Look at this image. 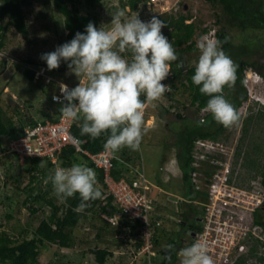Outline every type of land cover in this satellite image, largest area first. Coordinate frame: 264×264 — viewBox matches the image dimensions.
Segmentation results:
<instances>
[{"label":"rangeland","instance_id":"374dc122","mask_svg":"<svg viewBox=\"0 0 264 264\" xmlns=\"http://www.w3.org/2000/svg\"><path fill=\"white\" fill-rule=\"evenodd\" d=\"M52 1L32 0L26 5L27 36L21 35L8 25L6 17L0 20V37L3 40V45L0 48V107L3 111V118L11 117L16 126L20 122L43 120L45 111L54 113V105H50L45 97L51 86L30 81L25 74L26 69L36 70L39 66L44 65L45 61L40 58L43 53L52 52L57 46L68 42L67 30H64L63 26V16L57 11ZM262 4L264 7V0H262ZM76 5L80 12L95 14L98 17L97 28H109L111 16L119 10L125 11V20L138 16L142 21H149L153 16L162 20L167 16H175L188 11L192 15V19L198 20L202 26H210L211 29L204 35L213 40V32L217 27L212 15L218 9L213 8L209 2L204 0H139L134 8H131L130 0H102L94 7L86 5L84 0H77ZM226 31L232 38L238 36V32L233 28L227 27ZM200 37L195 38L196 43ZM249 37H255L257 42L255 48L244 59L254 62L264 71V33L255 34L251 31L247 34V38ZM249 47L247 46V48ZM124 56L130 58L128 53H125ZM198 56L199 50L197 49L192 52H184L180 59L182 64L188 68L195 66ZM28 60H36L38 63L31 64ZM59 69L60 72L53 74L56 80L67 84L79 81V78L68 69L67 62L61 61ZM243 74L244 80L246 77L248 78L245 83L247 87L244 88L246 92L249 89L250 95L247 94V99L242 100L238 107L239 123L230 129L224 128L221 136L216 140L219 143L216 146H222L228 151H232L235 149L234 146L240 143L242 146L240 161L242 162V157L246 158L242 162V170L248 171L245 172L247 174L255 172L262 177L264 174V106L258 104L255 99L264 100V78L251 67H246ZM253 77L259 78V83H255ZM181 82H185L184 79L178 78L173 83L164 82L170 87V91L165 92L163 97L154 104L145 105L144 126L150 130L143 136L139 150H130L136 152L137 156V162L134 161L133 165L129 164L130 169L136 173L143 172V176L150 186L148 195L154 200L156 207V211L152 215L159 216L162 220L161 227L157 228V236L161 237L160 235L163 233L167 234L163 238L166 241H163L161 246L166 245L168 239L179 237L180 233L177 221L179 214L175 204L168 199L169 195H166V192L187 199H197L201 196L200 192L194 191L189 176L185 177L183 169L181 171L177 169L174 161L172 146L179 139L177 133L181 128L185 129L192 125L193 118L202 117L207 113L205 109L197 111L194 105L189 104L188 91L181 85ZM234 91L237 93V90ZM171 96L186 102L187 106L184 109L174 107L170 111L164 112L163 108L172 103ZM228 101L232 104L233 98ZM177 111L187 118L181 121L177 117ZM158 114L161 115V118L158 117ZM245 116H249V118L246 120V131L243 134L240 123ZM242 135L244 136L241 137ZM226 136L228 139H224ZM9 139L10 137L7 135L0 137V230L12 239L20 241L24 237L33 236L35 228L43 218L49 215L51 209L42 201L29 200L27 203H23L29 195L28 187L26 189L23 187L29 186L30 173L23 169L24 161L20 162L10 152H2L1 146H6ZM204 142L209 143L210 141L204 139ZM124 150L125 148L115 154L122 157L125 162H129L126 157L128 154H122ZM167 157L171 158L170 160L173 162H165ZM78 159L82 165L93 169L97 180L98 171L92 168L90 161L81 155H78ZM165 163H167L166 166ZM174 167L176 169H173ZM185 170L187 171V168ZM127 175H132V173H127ZM31 187L33 188L32 195H35L46 189V183L39 179L34 181ZM96 188H102V185L98 182ZM104 191L107 193L106 187ZM47 196H52L57 204L63 202L54 195V190L50 191ZM30 205L37 208V211L31 214V209L28 208ZM96 210L98 209L88 212L85 218L79 219L74 228L73 248L47 243L40 247L36 264L49 261L64 264H99L95 260L94 254L87 251L95 247L108 248L112 252L111 256L106 257L104 264H151L150 258L160 260L156 250L149 258L136 254L134 243L136 237L128 235L125 231L126 227L122 226L121 230L115 227L118 222L111 223V225L104 223L97 217ZM256 216H259V212H256ZM261 238L264 240L262 233ZM185 245L186 243L183 242L182 247ZM263 245L264 243L261 244V251L264 253Z\"/></svg>","mask_w":264,"mask_h":264},{"label":"clouds","instance_id":"9594fccd","mask_svg":"<svg viewBox=\"0 0 264 264\" xmlns=\"http://www.w3.org/2000/svg\"><path fill=\"white\" fill-rule=\"evenodd\" d=\"M125 15L123 10L113 14L111 26L107 29L97 28L94 23L89 22L85 32H77L70 41L57 46L52 52L43 53L40 57L46 62L49 71L58 69L61 61L67 62L70 72L79 78V84L70 90L67 85H60L63 100L67 101L59 110L62 118L78 123L80 134L93 140L102 134H108L104 148L113 154L124 148L139 150L143 136L150 130L144 126L145 105L154 104L165 92L170 91L164 81L170 75L171 62L178 59L169 39L162 33L165 24L161 19L153 16L149 21H142L138 16H134L125 20ZM196 47L199 56L192 82L199 86L201 94L209 97L206 107L202 109L210 113L217 124L230 129L239 123L240 115L223 93L226 86L234 87L237 66L222 50L219 40L203 35L197 41ZM125 53H129L130 58H125ZM243 80L244 77L242 83ZM38 81L41 80L34 82ZM246 81L247 77L243 87H247ZM259 81V78L254 80L255 83ZM246 94L250 95L249 89ZM141 96L145 99L141 100ZM53 99L60 101L57 96ZM255 101L264 106V100L256 98ZM12 138L15 136L10 139ZM204 139L213 145L219 144L213 138L198 140L204 142ZM6 146L7 152L14 154L8 150V144ZM226 150L231 153L229 161L233 165L232 171L238 167L243 181L258 175L251 171L249 174L245 173L248 171L242 170V162L236 155V150ZM175 165L178 169L177 163ZM40 167H46L43 160ZM51 181L54 195L60 200L79 194L80 203L74 209L77 213L83 212L89 206V201L102 198V192L95 187V172L82 164L73 163L67 168L57 166ZM203 200L202 193L195 199L200 208ZM256 212H259V216L264 215V206L261 204V207L252 213L253 222L259 224L255 222ZM261 233L264 235V231L261 230ZM262 243L264 240L261 238ZM173 250V245L166 248L169 253ZM261 253L264 254L263 251ZM179 257L180 264H214L207 243L199 240L180 249Z\"/></svg>","mask_w":264,"mask_h":264},{"label":"trees","instance_id":"16d2710c","mask_svg":"<svg viewBox=\"0 0 264 264\" xmlns=\"http://www.w3.org/2000/svg\"><path fill=\"white\" fill-rule=\"evenodd\" d=\"M31 1L32 0H0V20L6 17L8 25L12 26L21 35L27 36L28 27L26 21V5L31 3ZM100 1L102 0H84L86 5L90 7L96 6L98 3H100ZM138 1L139 0H130L131 8H134ZM204 1L209 2L213 8L218 9V11L212 15L214 17V24H217V27L213 32V38L214 40H219L221 42L222 50L234 61L237 66V79L235 81V85L232 88L226 86L223 94L227 100L233 98L232 105L238 111L240 102L247 99V94L242 83L244 69L246 67L254 68L264 77V71L261 70V67L259 65H256L254 62H251L247 59H244V57L249 55L255 48L257 42L255 37L247 38L248 32L252 31L255 34L264 33V7L262 4V0ZM43 2H46V0H43ZM52 2L57 11L63 16L64 30H67V41H70L72 38H74L77 32H85L86 25L89 22L94 23L96 27L99 24V19L95 14H85L79 11L76 5L77 0H53ZM189 19H192V15L188 13V11L183 14H178L175 16L170 15L162 18V21L165 24V27H163L162 29V33L169 39L178 57L176 61L171 62L170 76L164 82L168 81L170 83H173V81L178 78H180L181 80L184 79L185 82H181V85H183L188 91L189 104L194 105L196 107V110L198 111L206 107L209 97L201 94L199 91V86L195 85L192 82V76L195 74V66L186 68L184 64H182L180 56H182L184 52H192L194 50H197L195 38L206 34L211 28L207 25L202 26L196 19H192L191 21L187 22V20ZM227 27L235 29L238 32V38H232L230 33L226 31ZM3 29H5L4 26ZM2 45L3 40L2 37H0V48L2 47ZM247 46L250 47L247 48ZM28 62L31 64L38 63L36 60H28ZM44 65L47 69L46 62H44ZM61 69H63V67H61ZM60 71L61 70L59 68L51 71L47 69V72L50 74H56ZM25 74L30 81L33 80L34 71L32 69H26ZM38 82L42 83L43 85V81ZM77 83L78 81L76 83L69 84L71 86H76ZM44 86H51L50 91H47L45 97L46 100L49 101L50 105H54V113H49V111L43 112L44 119L56 121L57 115L60 113L59 110L61 108V105L51 101V94L55 90V85L53 82H50L49 84ZM234 90H237V93ZM144 99L145 97L141 96V100ZM170 100H172V103L163 108L164 112H168L171 108L174 107L176 109H184L187 106L186 102L179 99H174L172 96L170 97ZM2 112L3 111L0 107V137L5 135L10 138L13 136L16 137L23 131L26 126L33 125L36 122L30 120L27 123L20 122V124L16 126L11 117H8L6 119L3 118ZM145 116L146 115H144V120L146 118ZM158 117L161 118V115L158 114ZM177 117H179L181 121L187 118H185V116L180 114L178 111ZM192 121V125L187 126L185 129L181 128V130L177 133L179 139L174 142V146L180 149L178 153L179 158H184L183 164L181 165V170L183 169V175L185 177L187 175L189 176L190 171L193 169L190 164L192 160V150L195 140L202 138L217 139L218 135H220V133L225 128L222 125L217 124L214 121L212 115L208 112L203 114L202 117L193 118ZM201 121H204V123H200ZM245 131L246 125L243 128V134L245 133ZM70 132L72 135L77 137L79 144L90 152H98L103 149L108 135L102 134L98 139L95 140L86 135L82 136L80 134V127L76 122H72ZM1 148L3 153H7V146L4 145L1 146ZM126 150H128L129 152H127ZM122 154H128L126 157L129 162H125L122 157L120 158L116 154H113L111 174L115 178L120 177L122 174L126 175L127 173H132V175H129V177H137L138 172H133L130 169L129 165L134 163V161L137 162L136 152H132L130 151V149L125 148ZM239 154L240 152L236 153L237 156H239ZM78 155H81L89 160V158H87L83 154L75 152L74 148L70 145H66L62 148L56 162L53 163L49 159L44 157L25 158L23 162L24 165L22 167L25 171L30 173V175L28 181L29 186L23 187V189H26L28 187L27 189L29 192L28 197L24 199L23 203H27V201L29 200L38 202L42 201L43 203L50 206L51 211L46 218H43L39 222L34 230L33 236L30 238L24 237L22 240L17 241L15 239H12L4 231L0 230V264H36L40 247L44 246L47 243L56 244L59 247L73 248V233L76 224L78 223L79 219L85 218L87 213L94 209H98L96 210L98 212L97 217L100 220H103L104 223L111 225L110 222L102 217V214L106 213L112 215L116 212H119L120 208L113 203L112 197L104 191L105 187L103 188V172L101 168L94 167L91 164L92 168L97 169L98 171L95 187L97 186L98 182L102 185V188H98L102 192V198L96 199L94 201H89V206L85 208L83 212L77 213L74 211V209L80 203V197L78 193L75 197L63 200L61 204L55 203L52 196H47L49 192L53 190L51 176L54 175L56 167L58 166L67 168L70 167L73 163L81 164L79 162ZM14 156L17 158V154L15 152ZM41 160L46 163V167H40ZM185 168H187V171L185 170ZM39 179L41 182L42 180L45 181L46 189H44L42 193L32 195L33 188L31 186L34 181H38ZM261 180L264 186V174ZM262 205L264 206V201ZM29 207L31 209V214L37 211V208L31 205L28 206V208ZM59 211H61L60 214ZM255 222L261 224V226H263L264 228V215L261 214V216H257ZM122 226L126 227L125 231H127L128 235H134V237L135 235H137L140 229V225L138 224L137 220L133 221L127 217L121 218L118 221L117 226L115 227H118L120 229ZM157 228L160 227H153L152 230V250L153 252H155V250L158 252L160 260L158 261L150 258L151 264H180V249L191 245L193 240L188 241L186 245L182 247L183 242L179 236L177 238L168 239L166 245L161 246L163 241H166L163 240V238L167 236V234L165 235V233H163V235H160L161 237L157 236ZM199 229L200 222L198 223L196 231H198ZM134 243L135 248L137 249L141 246L142 241L136 238L134 239ZM168 245L174 246V250L170 253L166 251ZM87 251L94 254L95 260L99 264H104L106 261V257L112 255V252H110L108 248L95 247L90 248ZM142 255L145 256V254H141V256ZM166 257L169 258L166 259ZM261 261L264 262V254H261ZM42 264L64 263H55L49 261Z\"/></svg>","mask_w":264,"mask_h":264},{"label":"built area","instance_id":"2783aa9c","mask_svg":"<svg viewBox=\"0 0 264 264\" xmlns=\"http://www.w3.org/2000/svg\"><path fill=\"white\" fill-rule=\"evenodd\" d=\"M33 70V68H32ZM34 71V81L41 80L44 84L53 82L55 90L51 94V101L63 106L60 85H67L68 89L76 87L56 80L47 72L44 65ZM60 97V101L53 99ZM63 101V103H61ZM72 121L57 115L56 121L45 119L28 125L23 132L10 139L8 150L15 152L20 162L26 157H44L52 163L56 162L62 148L70 145L75 152L81 153L91 161L94 167L102 169V180L107 194L113 203L120 208L112 215L103 213L102 217L110 223H116L123 217L137 220L140 229L135 237L142 241L136 254L153 255L152 230L161 227L159 216L152 215L156 211L154 200L148 195L150 189L143 172L138 171L137 177L122 174L115 178L111 174L113 154L101 149L90 152L83 148L77 137L71 134ZM29 152L32 154L30 155ZM231 153L212 143L201 140L194 142L192 150L189 177L196 191L204 195L200 213V229L196 231L192 243L199 240L208 245L209 255L214 264H237L247 252L248 243L255 238L261 240V225L253 222V211L261 207L264 200V187L261 176L256 175L248 181H243L239 168L234 171L230 163ZM246 262V260H245ZM247 263V262H246Z\"/></svg>","mask_w":264,"mask_h":264},{"label":"flooded vegetation","instance_id":"af4514ba","mask_svg":"<svg viewBox=\"0 0 264 264\" xmlns=\"http://www.w3.org/2000/svg\"><path fill=\"white\" fill-rule=\"evenodd\" d=\"M250 116V115H249ZM249 116H245L243 121L240 123L241 129L243 131V128L245 125H247L246 120L249 118ZM220 135H218L217 139L219 138ZM243 136V135H242ZM241 136V137H242ZM217 139H213L216 141ZM224 139H228L226 136ZM242 143V142H241ZM174 148V159L177 163L178 169L181 171V165L183 164L184 158H179L178 153L180 149L178 147L172 146ZM236 152H240L241 154V145L236 144L235 146ZM183 148V147H182ZM240 154L238 158H240ZM245 156L242 157V162L245 160ZM166 195H169L168 199L173 202L176 206V211L179 214L178 217V230H179V236L182 242L187 243L190 241L194 233L196 231V228L199 223L200 219V207L197 205V202L195 199H187L185 197H178L175 196L174 194H171L169 192H166ZM256 215V214H255ZM264 249V245L262 246ZM247 252L244 253L243 259L238 262V264H264V262L261 261V240L254 239L251 244L248 243L247 245ZM246 260V262H245Z\"/></svg>","mask_w":264,"mask_h":264},{"label":"crops","instance_id":"0c3cea01","mask_svg":"<svg viewBox=\"0 0 264 264\" xmlns=\"http://www.w3.org/2000/svg\"><path fill=\"white\" fill-rule=\"evenodd\" d=\"M174 1V0H173ZM170 158L169 157H167L164 161L166 162V161H168L167 163H172L173 162V160H170ZM167 163H165V166L167 165ZM175 163H176V161H175ZM176 166V165H175ZM173 169H176L175 167L173 168Z\"/></svg>","mask_w":264,"mask_h":264}]
</instances>
